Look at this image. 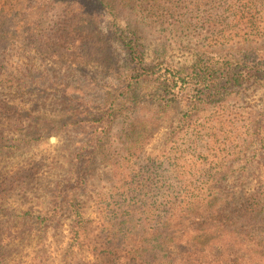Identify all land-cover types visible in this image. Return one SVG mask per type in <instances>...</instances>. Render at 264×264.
Instances as JSON below:
<instances>
[{
	"label": "rangeland",
	"instance_id": "obj_1",
	"mask_svg": "<svg viewBox=\"0 0 264 264\" xmlns=\"http://www.w3.org/2000/svg\"><path fill=\"white\" fill-rule=\"evenodd\" d=\"M136 38L131 54L123 42ZM232 55L264 60V0H0V264L124 263L107 252L108 209L136 189L133 243H124L129 225L115 232L118 254L141 251L147 198L164 181L178 186L181 169L224 178L202 191L213 202H176L193 231L170 260L264 264V79L204 97L199 74L202 85L187 77L166 103V87L139 64L210 66ZM113 102L118 118L97 121ZM147 170L162 180L147 187ZM47 218L48 228L36 224Z\"/></svg>",
	"mask_w": 264,
	"mask_h": 264
},
{
	"label": "trees",
	"instance_id": "obj_2",
	"mask_svg": "<svg viewBox=\"0 0 264 264\" xmlns=\"http://www.w3.org/2000/svg\"><path fill=\"white\" fill-rule=\"evenodd\" d=\"M138 41V38H136L133 41L127 42L124 40L123 47L126 48L131 54L133 52H136L138 50V46H136V43ZM200 59H195L194 63L191 66H178L174 65L173 63L170 64H157L154 62L145 64L143 58H139V64L142 65L143 68L147 69V75L152 77L154 79V82L158 85L159 88L162 89V86L166 87V91L168 96H164L163 100H166V103H170L173 99L178 96V89L177 87L183 88L187 84L186 81L187 77H190L192 79V82L195 83V87H199L202 83L203 78V88L205 87V90H203V96L204 97H211L214 96V91L217 88H227L229 87L232 91H240L245 83L255 82L256 79H264V75L262 74L264 71V60H246L245 57H239L236 55H232L231 59H228L226 64H223V62L220 64V62H216L213 65H206L203 63H199ZM202 76L200 77L199 76ZM204 74V75H203ZM199 76V77H198ZM198 77V80L196 78ZM223 79L224 82H219V79ZM209 79V80H206ZM202 85V84H201ZM127 88V86H126ZM125 88V89H126ZM195 89V88H194ZM199 89V88H198ZM121 113V108L115 107L114 102L113 105H110L109 109L104 107L103 110L99 111L97 121H102L105 118L113 116V121H115V117L118 118L119 113ZM192 110H188V114L190 115ZM115 113V114H114ZM186 114V113H185ZM93 115V114H90ZM112 123V122H111ZM130 131H136L135 127H131ZM154 127L149 126L147 127V140L149 136H153L154 134ZM106 134H108V131H106ZM18 139L12 140V144H8L5 142H2V146L9 148V147H17L19 142ZM148 143V142H147ZM81 165H84V162H80ZM182 175L179 176V185L175 186L172 184H166V182H162L161 185H158V191L156 192L157 196L156 198H153L154 201L150 203V201L147 198V220L143 223L142 221L139 222L140 230L143 229V232H147V247H143L142 250H135V254H118L120 253V250L118 249L119 245L122 244H116V237L117 232H115V229L119 226L122 227V225H129V229H132L129 233V235L126 236L125 239V246L128 247L130 244L133 243L135 235V230H133V221H131L134 217V215L137 213L138 209H141V207H138V202H133L132 200L137 196L135 194H132L133 197H130L131 193H134L136 189L129 188L128 191H125L123 194L125 195V198L123 201L116 202V204H119L116 208L110 207L108 209L111 212V219L107 220L106 225H108V228H102L101 231L106 234V237H111L110 243L107 245V252H109L110 257L112 254L117 253V259L123 260L124 263L122 264H187L188 262L183 263V257L180 258L179 262H176V259L173 258V260H170L171 256L173 255V248H180V242H182L185 238L184 236L186 234H190L191 231H193V228L191 225H187L184 220L177 219L176 213H173L172 211L175 210L176 202L181 204V207L184 205L191 203L194 204L197 202V205L200 204V202H205L206 197H209L207 195L206 197L203 196L204 189L209 184L210 188H217L215 184L218 182H222L224 175L221 173H213L208 176H204L202 180L201 177L195 178L199 173L198 172H192L185 169H181ZM204 173V172H201ZM159 177V178H157ZM157 178V179H156ZM79 179H81V174H79ZM88 178H85V181H88ZM161 174L155 171L148 173L147 170V187L154 182L161 181ZM201 181L203 183L198 184V186L191 187L188 186L192 184H196V182ZM168 185L166 188H163L164 186ZM89 186H84L85 189H87ZM178 187V188H177ZM163 190H162V189ZM83 189V188H82ZM84 190V189H83ZM198 190L196 194H194V191ZM202 194H201V193ZM149 193V190H147V195ZM194 194V195H193ZM176 195V198H175ZM229 195H231L229 193ZM215 198L209 197V200L207 202H213ZM128 200V202H126ZM219 201V198H217V202ZM199 202V203H198ZM108 204L112 202H107ZM178 204V205H179ZM114 205V204H113ZM114 205V206H115ZM163 207L168 208V212H165L166 214H162L164 211ZM217 206H214V210L216 212V215L220 217L221 213L223 212V209L218 208V212L216 211ZM72 211V217L73 221L75 223V226L77 228L76 232L79 235L86 234L87 233V218L84 217L85 212H83L80 208H77L74 210V207L71 208ZM48 213V212H47ZM211 211L204 213L205 219H210L211 217ZM183 219V218H182ZM221 219V217H220ZM53 220V219H52ZM52 220L47 219H39L36 224L41 225L40 227L48 228L51 226ZM203 223H206L205 221H200V224L203 225ZM174 228L176 229L175 231ZM186 230H189L187 232ZM202 240V238H199ZM189 240V239H187ZM117 251V252H116ZM147 254V259L144 255ZM136 255H141L139 258ZM174 257V256H173ZM117 260V261H118Z\"/></svg>",
	"mask_w": 264,
	"mask_h": 264
}]
</instances>
